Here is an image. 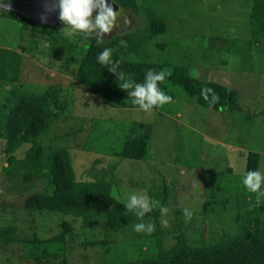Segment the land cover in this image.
<instances>
[{
    "label": "rangeland",
    "instance_id": "374dc122",
    "mask_svg": "<svg viewBox=\"0 0 264 264\" xmlns=\"http://www.w3.org/2000/svg\"><path fill=\"white\" fill-rule=\"evenodd\" d=\"M114 1L120 7L117 23L103 43L116 41L124 62L142 73L171 72L160 87L173 100L151 112L119 88L123 81L109 76L90 52L89 37L69 36L63 24L57 31L36 27L0 10V55L18 54L0 57V100L14 91L30 96L6 99L0 122L16 143L26 102L31 107L37 98L55 102L49 110L57 120L39 127L49 131L37 139L40 150L32 158L47 161L67 149L75 182L96 187L78 193L76 201L85 204L94 197L104 209L91 225L60 212L27 209L30 200L39 202L56 188L43 179L26 180V171L11 172L34 148L25 144L13 151L10 139L0 136V228L12 225L16 233L12 241L0 242V264L198 262L241 235V242L261 250L264 198L250 211L256 194L242 179L249 153L257 156L249 170L264 172V0ZM87 75L113 104L87 90ZM171 77L191 80L193 88H211L225 99L235 97L237 107L202 106ZM154 110L163 112V121ZM43 115L48 119L49 113ZM134 193L159 200L167 214L155 208L138 218L127 211L124 205ZM184 208L193 213L190 221ZM141 222L153 223L155 230L135 232ZM60 233L67 237L64 243L47 241Z\"/></svg>",
    "mask_w": 264,
    "mask_h": 264
},
{
    "label": "trees",
    "instance_id": "16d2710c",
    "mask_svg": "<svg viewBox=\"0 0 264 264\" xmlns=\"http://www.w3.org/2000/svg\"><path fill=\"white\" fill-rule=\"evenodd\" d=\"M13 1H18L21 3H27L32 0H13ZM120 8V7H119ZM3 13L6 14H12L18 17H21L13 12H7L3 11ZM24 20H28L31 24H33L36 27H41L43 29L47 30H52V31H57L61 26L54 28V27H49V26H38L34 23H32L29 19L23 18ZM61 22V21H60ZM62 24V22H61ZM60 24V25H61ZM90 38V45L89 49L90 52L95 55V57L98 60L99 54L105 49V48H111L112 51V70L114 72L109 71V68H111V65H106L104 66V69L109 72L110 77H115L118 76L119 73H126L127 71L128 74L133 75L138 81H144L145 74L142 73L139 70H137L133 65L127 64L124 62L125 60V53L123 52L121 46L116 42H110L107 44L104 43H97V38L94 36H87ZM136 48V46H133V50ZM3 54L0 55L2 58H7V56H12V57H18V54L15 52H2ZM93 76L87 75V82L88 84L85 85L87 90L90 92L96 94L97 96L100 95V99L104 104L111 105L113 103H108V100L106 97H103L102 94H99L97 92V82L95 79L93 80ZM170 82H172L176 86L183 87V89L188 93L190 96H196V99L198 103H200L202 106H209L215 109L218 108H232L235 109L237 105L235 104V97H229V98H224L219 96V100L215 104H209L208 101H206L200 91H195L194 89H201V88H193L191 80H181L179 78L171 77L169 78ZM1 81V80H0ZM15 81H12L13 83ZM203 89V88H202ZM23 96H26V98L29 99V95L26 94L24 95L23 93H18ZM17 94V95H18ZM19 97V96H17ZM42 97V96H41ZM44 97V96H43ZM209 99H211V94H209ZM34 101V102H33ZM26 102L24 106V112H23V119L20 121L18 124V133L19 139L17 142L12 143V139L9 137V130L10 128L8 126H4L2 122H0V136L1 138H5L6 140L10 139V148L12 147V150L15 151L19 146L29 144L32 145L34 149L29 151L30 153L26 156V163L21 166L20 162L14 167L17 168L18 170H10L12 171H19L25 172L26 171V180L29 179H43L46 180L50 185L56 188V193L51 194L50 196L48 195H43L39 202H33L30 200L28 204H26V208L29 210H52L56 212H60L66 216H73L75 218H81L83 222H88V225L94 224V222H97L96 218V213L103 211V206L101 202L97 198H92L89 200V203H82L85 201H76L75 199L76 195L79 193V195H87V191L92 192L96 187L92 185H86L84 184H79L75 182V177L73 173V168L70 165V158L68 151L66 149L65 153H62L59 156H55L51 158L50 160L45 161L42 159L43 156H38V159H33L32 156L34 155L35 149L40 150V146H38L37 139L41 136H44L47 134V131L45 130H39V127L46 126V122L49 120H57V115L55 113L50 112L51 106H54L55 102L50 100L49 102H46L42 100L41 98L33 99L31 102H33V107L32 104H29ZM17 103V100L13 101V105ZM16 109L17 106H14ZM43 112L49 113L48 119L43 115ZM27 116V117H26ZM41 123V124H40ZM46 125H45V124ZM50 133V132H48ZM32 136V137H31ZM8 138V139H7ZM15 148V149H14ZM64 149V148H63ZM52 150H56L52 148ZM57 152H53L55 154ZM44 155V153H43ZM13 157V156H11ZM256 157V154L254 153H249L248 154V159H247V169H250L249 163L251 162V158ZM25 160L23 162H25ZM253 160V159H252ZM257 161V159H254ZM14 158L8 159V166L6 172L9 173V167L10 164L13 163ZM17 172V173H19ZM70 196H72L73 203H70ZM68 198V199H66ZM66 199V200H65ZM68 200V202H67ZM29 200H27L28 202ZM26 202V203H27ZM117 217V216H116ZM130 219V218H128ZM119 220V219H118ZM115 222V220L113 219ZM121 221V220H120ZM124 222V220L122 221ZM125 222H129L126 220ZM14 236V229L13 228H0V242H10L12 241V238ZM66 236H64V233L50 238L47 241H57L59 243H64L66 241ZM245 238V237H244ZM243 239V236L239 237V239H230L225 243V248L224 250L221 249H215L212 250V252H208L206 255L209 256L207 257L206 260L200 259V261H195V260H187V259H181L178 260L175 264H264V247L259 250L255 246H247L244 244V242H241ZM244 240V239H243ZM209 254V255H208Z\"/></svg>",
    "mask_w": 264,
    "mask_h": 264
},
{
    "label": "clouds",
    "instance_id": "9594fccd",
    "mask_svg": "<svg viewBox=\"0 0 264 264\" xmlns=\"http://www.w3.org/2000/svg\"><path fill=\"white\" fill-rule=\"evenodd\" d=\"M112 3L108 0H51V7L47 11L58 9V19L62 22L63 28L69 36L83 33L86 36L95 35L97 43H103L104 37L112 34L118 18V11L114 10ZM95 13V15H94ZM42 21L46 22V15H42ZM112 49L105 48L98 56V62L103 65H111L112 70ZM171 76L168 70H148L143 83L135 82L131 77H126L124 73H119L117 79L123 81L119 88L134 98V103L143 111L151 112L154 108L163 107L171 103L173 97L160 87L167 77ZM131 90V91H127ZM211 94V99H209ZM203 98L209 104H215L219 96L211 88H203L201 91ZM242 183L250 193L256 194L255 202L250 204L249 210L261 205L264 198V172L260 170H248L244 173ZM127 211L134 212L138 218H143L147 213L155 208H159L162 215H166L168 209L160 204L159 200L150 198L146 194H131L128 202L124 205ZM185 221H190L192 211L183 209ZM133 230L137 233L145 232L151 234L155 230L153 223H137Z\"/></svg>",
    "mask_w": 264,
    "mask_h": 264
},
{
    "label": "water",
    "instance_id": "95a60500",
    "mask_svg": "<svg viewBox=\"0 0 264 264\" xmlns=\"http://www.w3.org/2000/svg\"><path fill=\"white\" fill-rule=\"evenodd\" d=\"M108 2L112 3V0H108ZM50 7L51 0H32L27 3H21L18 1L0 2V10L13 12L23 18L29 19L32 23L38 26H49L57 28L61 24L60 20L58 19L59 11L58 9H56L46 12V8ZM112 7L114 10H119V5L116 2L112 4ZM42 15H46V22L42 21Z\"/></svg>",
    "mask_w": 264,
    "mask_h": 264
},
{
    "label": "crops",
    "instance_id": "0c3cea01",
    "mask_svg": "<svg viewBox=\"0 0 264 264\" xmlns=\"http://www.w3.org/2000/svg\"><path fill=\"white\" fill-rule=\"evenodd\" d=\"M14 84H17V82L15 81V82H13ZM9 84H11V83H9ZM4 89L6 90V93H7V89H10V87L9 86H5L4 87ZM5 90H3V91H5ZM20 93H22V92H20ZM13 94H15V95H17L18 93L17 92H13L11 95L9 94V96H8V93H7V95H6V97H5V94L3 95L4 97H2V99L0 100V106L1 105H3V103L6 101V99H10L12 96H13ZM9 97V98H8ZM94 107H96V105L94 106ZM1 108V107H0ZM88 108H90V110H94V108L91 106V107H88ZM104 109H106V106L105 105H102L101 106V111L102 110H104ZM94 111H99V110H94ZM154 111H156L154 114L156 115V116H158L157 118H158V120H160V121H163L162 120V117H159V115H162V113H160L161 111H158V110H154ZM90 112H93V111H90ZM158 113H160V114H158ZM3 209V208H2ZM10 223H13V222H10ZM7 227H11V228H13L14 229V233H15V227H13L12 225L11 226H9V225H7ZM16 234V233H15ZM61 234V233H60ZM59 234V235H60ZM66 240H67V237H66Z\"/></svg>",
    "mask_w": 264,
    "mask_h": 264
},
{
    "label": "built area",
    "instance_id": "2783aa9c",
    "mask_svg": "<svg viewBox=\"0 0 264 264\" xmlns=\"http://www.w3.org/2000/svg\"><path fill=\"white\" fill-rule=\"evenodd\" d=\"M5 1H13V0H5Z\"/></svg>",
    "mask_w": 264,
    "mask_h": 264
}]
</instances>
